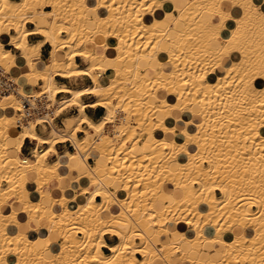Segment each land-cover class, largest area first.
Wrapping results in <instances>:
<instances>
[{
    "label": "bare ground",
    "instance_id": "bare-ground-1",
    "mask_svg": "<svg viewBox=\"0 0 264 264\" xmlns=\"http://www.w3.org/2000/svg\"><path fill=\"white\" fill-rule=\"evenodd\" d=\"M262 10L264 0H0V67L24 65L13 72L14 91L0 95V264H12L9 253L14 264H72L71 247L77 256L85 249L84 264H264ZM244 34L252 55L234 56ZM224 64L238 67L237 83L213 86L232 72ZM55 75L92 83L72 88ZM43 94L56 101V115L72 106L78 113L62 128L51 122L47 135L36 130L39 118L15 126L21 98ZM85 94L95 99L85 103ZM96 106L105 111L93 120L85 108ZM213 122L215 136L207 133ZM25 139L34 143L28 154ZM66 140L74 152L57 151ZM72 161L84 165L80 173ZM62 167L81 190L61 182ZM73 223L83 235L68 233ZM9 224L19 229L8 232ZM105 234L117 240L106 244Z\"/></svg>",
    "mask_w": 264,
    "mask_h": 264
},
{
    "label": "crops",
    "instance_id": "crops-1",
    "mask_svg": "<svg viewBox=\"0 0 264 264\" xmlns=\"http://www.w3.org/2000/svg\"><path fill=\"white\" fill-rule=\"evenodd\" d=\"M231 11H232V13H233V15L234 16H239L240 15V13H241V9L240 8H238V7H232L231 8ZM176 12H174V14H175ZM159 17H160V15H158ZM32 26V24L31 23H28V27H31ZM159 26L161 27V28H165V27H168L167 26V23H164V22H162V21H160V23H159ZM28 39L31 41V42H37V41H39V40H41L42 39V36H40V35H38V34H31V35H28ZM95 39L97 40V42H99V43H104L105 41H106V39L104 38V37H102L101 35H95ZM221 45H222V43H219L217 46L218 47H221ZM6 46L8 47V48H10L11 50H14L15 48L12 46V45H10V44H6ZM88 49H90V50H92V48H93V45H91V44H89L88 43ZM17 50V49H16ZM17 52H18V50H17ZM50 52H51V46L48 44V43H46V44H44V45H42V47H41V50H40V56H39V58L42 60V61H45V60H47V59H49V57H50ZM105 54H113V51H112V49H111V46L110 47H108L106 50H105ZM76 61L78 62V64L80 65V66H84L85 65V63L83 62V60H82V58H80V57H76ZM21 67H24V65H21V66H16V67H12L11 69H10V71L11 72H14V71H16V70H19V69H21ZM9 71V70H8ZM99 72V71H98ZM216 72L217 73H221V69L220 68H217L216 69ZM113 75V71L111 70V69H107L105 72H102L101 74H100V76H101V79L102 80H104V81H106L109 77H111ZM249 76V75H248ZM55 78H56V80L58 81V83L59 84H64V85H66V86H68V87H72V88H81V87H83V86H85V85H89V84H91L92 83V79L88 76V75H80V76H77V78H74V77H70V78H65V77H61V76H59V75H55ZM67 95V93H57V98H59V99H61V98H63L64 96H66ZM82 100L85 102V103H90V102H92L94 99H95V97H93L92 95H90V94H85V95H82ZM104 111H105V109H104V107H102V106H96V107H86L85 108V113L89 116V118H91V119H93V120H95V119H98L103 113H104ZM78 113V108L77 107H75V106H72V107H69V108H66L65 110H63L62 111V114L59 116V118L58 119H56L55 120V123L57 124V125H60V126H57L55 123H53L54 125H56L58 128H62L63 127V121H64V119H66V118H68V117H71V116H73V115H75V114H77ZM168 122L169 123H171V120H168ZM83 126H85V124L83 125ZM42 128H45V129H48V131H47V133L46 134H43L44 133V130L42 129ZM42 128L41 127H36V130H37V132L39 133V134H41V135H47L48 133H49V131H50V129H51V125L49 126V127H47V126H45V125H42ZM77 135L80 137V136H82L83 135V133L82 132H78L77 133ZM144 144L143 143H141V144H139V145H136L135 147H134V152H136L137 153V151H139L140 150V148L143 146ZM34 146V143L30 140V139H25L24 140V142H23V144H22V147H21V152H22V154H28V153H30V151H31V149H32V147ZM45 146V145H44ZM43 146V147H44ZM43 147H41V148H43ZM55 147H56V149H57V151L58 152H63L64 150H68V151H70V152H74V147H73V145L71 144V141L70 140H66V141H60V142H57L56 144H55ZM40 147H39V149H41ZM51 156H53L52 157V159H54L55 158V155H51ZM52 159H50V160H52ZM88 162L90 163V164H93L94 163V159L92 158V157H89L88 158ZM72 163L75 165L76 164V162L75 161H72ZM76 167H77V170L75 171L76 173H80L82 170H83V168H84V165H80L79 163H77L76 164ZM61 172L62 173H64V175H63V178H62V180H61V182L64 184V185H69V183L76 189V185H80V183H79V181L77 182V180L76 179H71L69 176H67V174H72V172L70 171V170H68L67 168H65V167H62L61 168ZM66 174V175H65ZM57 182L55 181V180H53V181H51L50 182V185H55ZM82 185H85V181H83L82 182ZM81 186V185H80ZM47 188V190H50L51 188L50 187H46ZM82 189V188H81ZM56 191V192H55ZM72 190H70V189H66L65 191H58V190H56V189H52V193H53V195L55 196V197H58L59 195H61V194H64V195H66V196H70V195H72L73 194V191L71 192ZM67 192V193H66ZM57 193V194H56ZM215 193H216V195H220V191L219 190H216L215 191ZM98 199H100V197H97ZM25 199L27 200V199H29V196L28 195H26L25 196ZM22 222H23V220H22ZM12 226V224H9L8 225V229H7V231L8 232H16L19 228L17 227V226H15V225H13L14 227H11ZM13 228V229H12ZM11 229H12V231H11ZM22 229L23 230H25L26 229V227H22ZM40 229H42V228H40ZM10 230V231H9ZM14 230V231H13ZM80 235V234H79ZM162 239H165L164 237H162ZM104 240H105V242H106V244H112V243H114L116 240H117V237H115V236H113V235H111V234H105L104 235ZM183 248H189V243H187V242H183ZM57 248L58 247H56V246H53V249H55V250H57ZM213 249V248H212ZM102 250L104 251V252H108L109 251V249L107 248V246H103L102 247ZM137 255V257H140V255L139 254H136ZM174 260V261H173ZM173 261V262H172ZM171 264H178V262H177V259H176V257H174L172 260H171Z\"/></svg>",
    "mask_w": 264,
    "mask_h": 264
},
{
    "label": "rangeland",
    "instance_id": "rangeland-1",
    "mask_svg": "<svg viewBox=\"0 0 264 264\" xmlns=\"http://www.w3.org/2000/svg\"><path fill=\"white\" fill-rule=\"evenodd\" d=\"M106 3H108V2H106ZM37 8H34L33 10H36ZM44 9H50V7H47V6H45L44 7ZM27 26H28V23H27ZM65 34V33H64ZM241 37H239V40H237V42H236V44L238 43V45H236V46H234V48H233V54H234V56H239V55H244L245 53H246V55H252V53L251 52H249V51H252V50H254L253 49V46L251 45V41H250V38H251V36H250V34H244V35H240ZM233 44L235 45V43L233 42ZM218 45V44H217ZM13 51H15V52H17V50L16 49H14ZM198 54H194V57H196ZM184 56H186V59H187V54H185ZM219 56H221V54L219 55ZM215 57L214 59L215 60H217L218 62H220L221 60H219L218 58H220V57ZM231 63L232 62H234V61H230ZM220 63H222V62H220ZM228 65L227 64H224V66L223 67H225V68H228L227 69V71H230L229 69L231 68V67H233V66H229V67H227ZM216 67V66H215ZM214 67V68H215ZM211 68H213V67H206V69L205 68H202L201 69V72H203V71H206V70H210ZM187 69V68H186ZM216 69V68H215ZM238 69V67L237 66H235L234 68H231V71L232 72H225V73H223V75L222 76H227L228 78H227V80H225V82H224V78H222V80H219V77H218V75H216V81H215V83H213L212 85L214 86L215 84H216V82H217V84L218 85H220V84H222V85H224V84H227V83H230V86H234L236 83H237V80H238V74H237V70ZM187 71L188 70H186V73H187ZM9 72V74H10V76L14 79V73L13 72H11L10 70L8 71ZM196 72H198V71H196ZM183 76V75H182ZM74 78H77V77H74ZM184 80L183 81H188L187 80V77L186 78H183ZM186 79V80H185ZM38 82H39V84H37L35 87H33V90H39V89H41L42 88V82L40 81V80H38ZM62 100V99H61ZM60 100V101H61ZM155 105L157 106L158 105V101H156L155 102ZM132 107V106H131ZM132 118H134V115H131V121H132ZM214 118H215V115H213L212 116V119L214 120ZM56 124V123H55ZM57 125V124H56ZM15 126H16V123H15ZM57 126H60V125H57ZM19 128V127H18ZM21 128V127H20ZM19 128V129H20ZM43 130H44V133L43 134H46L47 133V131H48V129H45V128H42ZM207 133H209V134H214V136H215V134H217L218 133V130H217V133H216V126H215V122H213V124H212V127L211 126H209V128H208V131H207ZM208 135V134H207ZM96 137V136H95ZM146 138V133H144V134H142V136H141V141H143L144 139ZM140 141V142H141ZM144 144V143H143ZM126 145H129V142H127L126 143ZM139 145V144H138ZM136 146V145H135ZM134 146V147H135ZM40 148L41 147H43V146H39ZM52 157L53 156H50L49 157V159H52ZM2 182V184H4L5 186L7 185V182L6 181H1ZM197 185V184H196ZM81 188H82V186H80V185H76V191H79V190H81ZM69 232L68 233H72V232H76L77 234H80V235H83V233L82 232H80V230H79V226H78V224H76V223H73V224H70L69 226ZM78 230V231H77ZM82 233V234H81ZM137 242H140L141 241V239H139V238H136L135 239ZM12 245V244H11ZM76 251V248L75 247H71V249H70V253H71V263L72 264H76L77 262H79V260H80V263L81 264H84L83 263V261L85 260V257H86V259L88 260V257L87 256H83L84 254H85V249H80L79 251V253L81 254V256H82V258L84 257V259H81V256H77V251ZM90 252H91V250H90ZM87 254H89L90 255V253H87ZM9 255H10V259H11V261H12V264H14V262H15V257H16V255H14L13 253H9ZM87 260H85V262H87ZM53 262V264H54V261H52ZM56 262V261H55Z\"/></svg>",
    "mask_w": 264,
    "mask_h": 264
},
{
    "label": "built area",
    "instance_id": "built-area-1",
    "mask_svg": "<svg viewBox=\"0 0 264 264\" xmlns=\"http://www.w3.org/2000/svg\"><path fill=\"white\" fill-rule=\"evenodd\" d=\"M15 88V83L10 76L9 72L0 67V95H4L8 92H13ZM57 98V95H56ZM59 99V98H57ZM21 103V119L16 120L17 127L20 128V123L34 118H39L41 121L36 127H41L45 125L50 126L51 122L55 123V120L59 118V115H56L55 108L57 106L56 101L50 100L46 94L43 95H29L23 97L20 100Z\"/></svg>",
    "mask_w": 264,
    "mask_h": 264
},
{
    "label": "snow or ice",
    "instance_id": "snow-or-ice-1",
    "mask_svg": "<svg viewBox=\"0 0 264 264\" xmlns=\"http://www.w3.org/2000/svg\"><path fill=\"white\" fill-rule=\"evenodd\" d=\"M261 14L264 15V10H262V13Z\"/></svg>",
    "mask_w": 264,
    "mask_h": 264
}]
</instances>
